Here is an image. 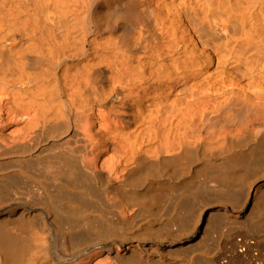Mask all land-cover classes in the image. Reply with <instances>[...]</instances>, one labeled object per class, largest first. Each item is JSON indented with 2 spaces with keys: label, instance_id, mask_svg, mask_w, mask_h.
I'll return each instance as SVG.
<instances>
[{
  "label": "bare ground",
  "instance_id": "6f19581e",
  "mask_svg": "<svg viewBox=\"0 0 264 264\" xmlns=\"http://www.w3.org/2000/svg\"><path fill=\"white\" fill-rule=\"evenodd\" d=\"M0 264H264V0H0Z\"/></svg>",
  "mask_w": 264,
  "mask_h": 264
},
{
  "label": "rangeland",
  "instance_id": "374dc122",
  "mask_svg": "<svg viewBox=\"0 0 264 264\" xmlns=\"http://www.w3.org/2000/svg\"><path fill=\"white\" fill-rule=\"evenodd\" d=\"M209 198H207V201H213V198L212 197H210V196H208ZM227 202V201H226ZM224 203L226 206V208L228 209L229 208V203L227 202V203ZM239 202H241V199H238L237 200V202L235 203V205H237V204H239ZM215 205H217V203H215V202H213V203H211L210 205H209V208H213V206H215ZM249 208H250V206H246L245 208H244V211H243V214H247L248 213V211H249ZM202 231H203V228H201V227H199V228H197L196 229V231H195V233L192 235V236H190V237H187V238H185V239H183L182 241H181V243H186V242H188L189 240H195V239H197V237L198 236H200L201 234H202ZM255 253H256V251H255Z\"/></svg>",
  "mask_w": 264,
  "mask_h": 264
}]
</instances>
